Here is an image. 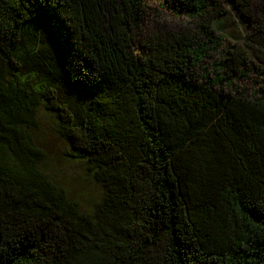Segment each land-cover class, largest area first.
I'll use <instances>...</instances> for the list:
<instances>
[{
  "label": "trees",
  "instance_id": "trees-1",
  "mask_svg": "<svg viewBox=\"0 0 264 264\" xmlns=\"http://www.w3.org/2000/svg\"><path fill=\"white\" fill-rule=\"evenodd\" d=\"M148 1L0 0V264H264V94L221 87L246 52L216 33L227 3L263 46L264 8L151 0L199 35L141 38ZM41 114L91 207L48 171Z\"/></svg>",
  "mask_w": 264,
  "mask_h": 264
},
{
  "label": "rangeland",
  "instance_id": "rangeland-1",
  "mask_svg": "<svg viewBox=\"0 0 264 264\" xmlns=\"http://www.w3.org/2000/svg\"><path fill=\"white\" fill-rule=\"evenodd\" d=\"M250 1L253 11L258 12L257 15H259L264 8V4L261 0ZM225 8L227 10L226 15L216 22V33L221 37L222 49L232 45L238 46L246 52V60L243 68L238 69L230 80L223 81L221 87L235 95L242 93L247 99L258 98L264 94V45L261 46L251 42L246 32L247 23L227 3ZM140 29L143 35L141 38L149 34L164 32H183L195 38L199 35L196 22L186 18H177L151 0L147 2L146 15L143 16ZM135 36L134 33H131V38L134 41L139 39ZM135 51L137 52V50ZM223 58V56L210 53V56L203 60L195 73L199 78L216 80L214 66L218 60ZM219 75L221 76L222 72H219ZM40 116L39 143L47 155L48 171L57 185L66 190L67 195H71L78 202L82 200L85 207H91L92 203L102 195L101 188L93 183L91 179H86L78 165L64 160L62 156L65 149L64 143L55 134L54 120L43 116V114Z\"/></svg>",
  "mask_w": 264,
  "mask_h": 264
}]
</instances>
